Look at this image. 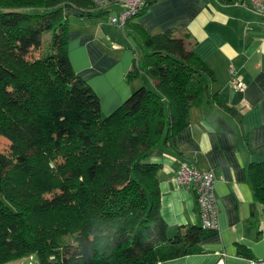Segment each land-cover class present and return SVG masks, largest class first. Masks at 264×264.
<instances>
[{
  "label": "trees",
  "instance_id": "obj_1",
  "mask_svg": "<svg viewBox=\"0 0 264 264\" xmlns=\"http://www.w3.org/2000/svg\"><path fill=\"white\" fill-rule=\"evenodd\" d=\"M72 14L101 13L94 0H0V137L11 142L9 154L0 152V264L24 256L39 264H157L199 252L216 231L190 225L169 235L162 166L148 159L161 142L176 146L205 98L237 109L212 91L216 74L187 46L188 33L151 34L130 19L124 28L146 51L141 64L135 53L126 81L145 84L103 116L68 54ZM47 32L52 50L41 53ZM248 178L264 205V160L249 165Z\"/></svg>",
  "mask_w": 264,
  "mask_h": 264
},
{
  "label": "crops",
  "instance_id": "obj_2",
  "mask_svg": "<svg viewBox=\"0 0 264 264\" xmlns=\"http://www.w3.org/2000/svg\"><path fill=\"white\" fill-rule=\"evenodd\" d=\"M98 16L69 17L68 54L76 73L98 94L103 116L121 106L139 83L126 81L138 38L110 21L121 6H96ZM108 14V15H107ZM110 15V16H109ZM156 34L167 29L185 36L189 48L215 72L212 91L237 115L205 98L190 111V124L176 138V146L159 143L149 161L161 164L160 212L174 237L190 225L202 226L203 217L194 190L178 183L183 164L213 169L219 229L199 243L200 251L157 264H249L264 258V205L254 195L248 178L252 162L264 160V26L259 13L246 1L155 0L132 19ZM231 68L245 83L231 85ZM247 136V138H246ZM248 249V255L239 248Z\"/></svg>",
  "mask_w": 264,
  "mask_h": 264
},
{
  "label": "built area",
  "instance_id": "obj_3",
  "mask_svg": "<svg viewBox=\"0 0 264 264\" xmlns=\"http://www.w3.org/2000/svg\"><path fill=\"white\" fill-rule=\"evenodd\" d=\"M150 0H94L96 6L117 4L121 11L113 15L110 21L124 27L128 20L137 16ZM249 8L261 15L264 26V0H246ZM231 85L234 89L242 91L245 83L240 80L234 68H231ZM174 179L195 191L197 202L203 217L202 227L207 230L219 229L218 209L215 197L216 176L213 169H202L197 165L183 163L177 170ZM216 264H226V257L220 254ZM249 264H264V258H250Z\"/></svg>",
  "mask_w": 264,
  "mask_h": 264
},
{
  "label": "rangeland",
  "instance_id": "obj_4",
  "mask_svg": "<svg viewBox=\"0 0 264 264\" xmlns=\"http://www.w3.org/2000/svg\"><path fill=\"white\" fill-rule=\"evenodd\" d=\"M50 37H51L50 32H47L44 34L41 53H45L47 51L51 52L52 49H51V45H50ZM145 51L146 50H145L142 42L139 40L137 43V52H136V60L138 61L139 64L142 63V56H143ZM37 54H39V50H35V52L32 53L31 56H35ZM134 82L139 83L138 87L145 84L144 80L141 77L134 80ZM147 84L149 87L152 88V82L151 81H148ZM138 87H136V89ZM0 152L6 153V154H9L11 152V142L8 139H6L5 137H0ZM6 264H39V262H38V259L36 256H24V257L12 260Z\"/></svg>",
  "mask_w": 264,
  "mask_h": 264
}]
</instances>
